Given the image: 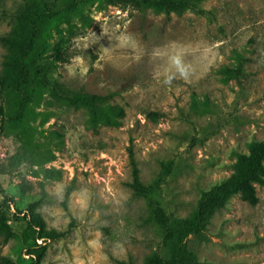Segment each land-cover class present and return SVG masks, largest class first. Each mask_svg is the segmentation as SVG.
<instances>
[{
  "label": "rangeland",
  "instance_id": "374dc122",
  "mask_svg": "<svg viewBox=\"0 0 264 264\" xmlns=\"http://www.w3.org/2000/svg\"><path fill=\"white\" fill-rule=\"evenodd\" d=\"M34 1L0 0V38ZM194 1L202 14L87 0L91 24L73 12L49 27L44 40L49 49L61 43L64 61L49 50L39 63L52 81L105 96L95 119L44 88L14 122L19 97L5 86L8 51L0 41V187L13 199L5 208L13 236H0V257L29 264L22 241L34 205L47 228L66 231L45 242L43 264H142L161 236L147 200L129 186V150L144 184L171 162L157 199L185 218L240 153L264 140V0ZM256 193L255 205L230 197L211 216L206 238L187 241L200 261L264 264V187Z\"/></svg>",
  "mask_w": 264,
  "mask_h": 264
},
{
  "label": "trees",
  "instance_id": "16d2710c",
  "mask_svg": "<svg viewBox=\"0 0 264 264\" xmlns=\"http://www.w3.org/2000/svg\"><path fill=\"white\" fill-rule=\"evenodd\" d=\"M87 0H38L28 2L15 15L13 25L8 34L0 41L7 49L5 65L9 69L5 83L19 97L16 104L14 122L21 120L28 104L38 97L39 91L47 88L48 96L57 102L72 107H85L92 111L93 118L97 115V106L105 100V96L88 93L71 88L64 80L49 77V69L39 60L49 50L55 61H64L62 45L55 43L50 49L44 40L49 27L70 13L77 12L81 20L91 24L92 19L82 10ZM107 4L116 5L121 2L131 3L136 7L142 5L163 10L166 13L179 12L190 8L199 14L204 11L197 7L194 0H103ZM239 72V71H238ZM121 113V111H119ZM3 109L0 106V117ZM151 116L158 113L151 112ZM129 162L132 178L129 186L135 194L144 197L148 209L160 231L161 244L158 252L147 257L142 264H214L200 261L197 255L188 247L187 241L194 237L198 240L206 238L207 224L213 213L222 208L228 199L234 195L255 205L258 202L256 186L264 187V140L253 142L246 153H240L234 164L233 171L219 184L201 194L196 207L185 218L174 217L167 213L157 199V193L164 177L171 170V162L164 165L165 170L153 183L144 184L139 178V170L131 149ZM2 200L0 202V236L8 242L12 229L8 224L6 207L13 201L0 187ZM68 192L66 193V196ZM66 231L47 228L40 213L30 205L27 225L23 232L25 254L29 255V264H43L46 253L45 242L65 236ZM30 239V241L28 240ZM42 243H38V241ZM121 264H133L131 261H120ZM0 264H15L8 256L0 257Z\"/></svg>",
  "mask_w": 264,
  "mask_h": 264
},
{
  "label": "clouds",
  "instance_id": "9594fccd",
  "mask_svg": "<svg viewBox=\"0 0 264 264\" xmlns=\"http://www.w3.org/2000/svg\"><path fill=\"white\" fill-rule=\"evenodd\" d=\"M170 59H171V63L175 66L177 72L179 73V77L187 79L188 77L186 75V71L180 56H173ZM174 78L176 77L175 76L166 77L164 83L169 84Z\"/></svg>",
  "mask_w": 264,
  "mask_h": 264
},
{
  "label": "built area",
  "instance_id": "2783aa9c",
  "mask_svg": "<svg viewBox=\"0 0 264 264\" xmlns=\"http://www.w3.org/2000/svg\"><path fill=\"white\" fill-rule=\"evenodd\" d=\"M39 242V241H38Z\"/></svg>",
  "mask_w": 264,
  "mask_h": 264
}]
</instances>
